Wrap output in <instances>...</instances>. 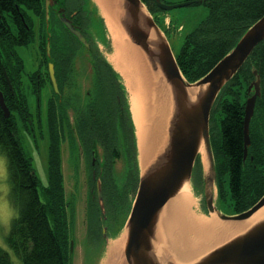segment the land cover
Here are the masks:
<instances>
[{
    "label": "trees",
    "instance_id": "16d2710c",
    "mask_svg": "<svg viewBox=\"0 0 264 264\" xmlns=\"http://www.w3.org/2000/svg\"><path fill=\"white\" fill-rule=\"evenodd\" d=\"M141 1L151 15L158 11L164 12L157 7L155 0ZM202 2L208 8L206 18L185 35L178 52L174 53L183 77L190 83L203 77L232 49L242 34L264 15V0H204ZM34 17H37L38 24L42 25L41 50L44 73L48 79L44 0H0V90L10 110V115L5 117L0 108V152L6 158L10 200L16 210L4 242L21 264H69L72 253L67 217L69 203L64 195L62 146H60L59 127L51 99L54 98L53 89H51V97H47L46 102V115L43 120L45 133L43 128L38 133L39 138H45L46 141L48 181L45 186L41 185L33 169L31 157L26 154L18 138V122L25 127L29 126V121L33 125L34 114L30 113L26 94L21 90L23 62L15 48L25 46L33 39ZM67 48L62 62V79L68 59L72 56V44L69 41ZM90 53L94 97L102 99L103 109L96 108L94 103L91 110L79 114L80 123L77 127L80 133L79 141L84 146V156L89 167H91L89 150L99 147L105 151L103 168L99 171L95 170L94 179L90 177L88 180L90 196L87 208L88 214L92 213L93 208L95 209L98 222L93 225L94 232L102 238L103 220L98 208L95 180L98 178L100 181L103 203L109 214L108 224H111L112 230L115 231L111 236H115L126 219V216L122 221L118 219L124 208L120 201L121 195L127 197L126 191L125 188L120 189L112 171L115 160L121 158L119 143L122 139L128 157L132 160L130 169L132 172L128 170L123 172L125 178L123 187H126L130 180L132 196L138 183V165L135 161L133 123L125 97L123 98L124 87L116 81V73L96 46L91 47ZM33 76H36V73ZM257 77L260 95L256 98L253 116L249 123L250 144L244 158L243 109L245 99L248 97V86ZM6 79L12 86L13 93ZM29 80L32 88V75ZM41 85L40 80L33 81L34 93L38 98ZM104 103L108 106L104 107ZM36 110L38 111L39 108L37 107ZM214 113L219 115L218 131L211 141L216 183H218L217 200L222 205L227 204L230 212L234 214L252 206L264 193V39L255 46L244 64L223 86L215 100L210 119ZM34 141L36 144V140ZM75 141L78 142L76 139ZM195 164L201 171L198 157ZM131 202L132 198L128 209ZM0 264H12L8 252L2 247H0Z\"/></svg>",
    "mask_w": 264,
    "mask_h": 264
},
{
    "label": "water",
    "instance_id": "95a60500",
    "mask_svg": "<svg viewBox=\"0 0 264 264\" xmlns=\"http://www.w3.org/2000/svg\"><path fill=\"white\" fill-rule=\"evenodd\" d=\"M202 1L190 0L168 5L155 0L157 7L163 11ZM53 3L54 0H44L46 20L48 8ZM114 4L119 9L117 20L128 40L138 46L149 61L151 69L159 73L160 79L167 87L171 104L166 141L144 168L140 167L135 197L123 227L125 244L122 262L177 264L168 250L158 223L169 199L173 198L184 184L190 185L192 169L200 154V147L208 165V169L203 171V191L209 213H214L221 220L239 221L251 217L264 205L263 194L250 208L235 215H225L216 209L212 192L216 174L209 135L210 112L218 93L244 64L255 46L264 39V15L242 34L229 53L218 60L206 75L196 82L189 83L176 63L168 40L141 0H114ZM60 20L81 44L85 47L88 45L79 29L64 15ZM46 54H49V42L46 43ZM48 73L52 86L57 91L51 63H48ZM252 87L254 92L246 99L244 107V158L249 145V121L255 99L260 94L258 77L251 82L248 90ZM9 88L13 92L10 83ZM0 108L5 117L10 115L1 90ZM96 194L101 201L98 181ZM104 222L106 225V219ZM187 264H264V217Z\"/></svg>",
    "mask_w": 264,
    "mask_h": 264
},
{
    "label": "rangeland",
    "instance_id": "374dc122",
    "mask_svg": "<svg viewBox=\"0 0 264 264\" xmlns=\"http://www.w3.org/2000/svg\"><path fill=\"white\" fill-rule=\"evenodd\" d=\"M168 5L178 4L185 1L190 0H162ZM72 3L76 2L75 0H71ZM92 0H80V10L82 11V15H84V28L85 33L88 37L94 41V46L99 48L101 54L107 58V54L112 51L111 41L109 37L106 36V29H105V22L100 19L97 13L96 6ZM147 9V8H146ZM99 10V9H98ZM148 10V9H147ZM208 8L203 2L192 3L189 5L174 7L172 9L166 10L164 12L158 11L156 14H152L153 19H156L158 26L164 32L169 44L170 48L174 53H177L179 50L180 45L183 42V39L186 34L191 32L195 29L207 16ZM101 15V14H100ZM32 20V15L30 16ZM35 23L33 26L34 37L33 39L25 46H16L17 54L20 56L23 62V71L21 74V90L25 92L27 95V103L30 113L32 114V109L35 111L36 106L38 105V112L40 115L41 127L44 129L45 133V124L43 123L44 117L46 115V98L51 97V86L52 83L49 84L48 82L44 84L42 88H39L40 95L37 98V95L33 91V83H32V90H31V81L29 77L32 75V81L37 82L41 81L40 77L46 79V75L44 73V59H43V52L41 50L42 41H43V31L42 25L38 24V18H34ZM155 21V22H156ZM104 22V23H103ZM105 25V26H104ZM54 30L58 35L62 34V29L59 25L54 26ZM51 31L52 27L49 26L46 28V43L51 42ZM57 42V40H56ZM81 51V50H79ZM84 53V52H83ZM77 51L73 54L71 51L70 58L67 62V67L65 69V73L60 83L61 89L60 92H54L52 99L56 123H58L59 127V138H60V146H62L61 152V162H62V174H63V184H64V195L67 203L69 206L67 209V217H68V225H69V234L72 239V253L70 257L69 264H101L105 258L106 253V245L110 238L105 237L101 238L95 234V228L93 227L94 224H97L98 215L96 214L95 209L93 208L92 213H87L88 208V201L90 196V186H89V178L94 174L96 175L95 171L91 170V167L87 166V162L85 160L83 150L80 149L78 144L75 141V137H70L67 135V130L65 129L63 123L61 122V117L65 113L68 116H73L72 111H75L77 116L79 114H83V112L88 111L89 105L93 106L94 104V89H93V68L91 64V60L83 61L84 54ZM83 55V56H82ZM47 56V55H46ZM38 74H37V73ZM36 73V76L33 74ZM121 79L120 76L118 78ZM116 78H114V80ZM122 80V79H121ZM42 82V81H41ZM123 85L122 82H119ZM53 87V86H52ZM125 97V102L127 105V109L130 112L129 106V95L128 91L123 92ZM61 94V99H68L72 101L70 107L63 105L64 100L61 102H57L59 99V95ZM98 94V93H97ZM55 99V102H54ZM48 101V99H47ZM59 103H62L59 104ZM103 101L102 99L96 98L95 100V107L103 108ZM106 103H104V107ZM108 106V105H107ZM106 106V107H107ZM102 113V112H101ZM131 117V112L129 114ZM115 117V115H114ZM33 119V118H32ZM34 120V127H35V134L31 135L26 132L22 125L18 122V138L22 143V146L26 152L31 157L33 169L40 180L42 186H45L48 181L47 176V152H46V141H42L37 133L38 122ZM69 120V119H68ZM132 120V117H131ZM36 121V122H35ZM36 123V124H35ZM115 123V122H114ZM219 125V115L214 113L210 119V141L215 137L217 134ZM133 126V134H134V146H135V161L137 165L139 164V157H138V144H137V137L135 134V127ZM47 129V128H46ZM120 137H123L122 134H119ZM35 137V138H34ZM122 139V138H121ZM36 140V144L35 141ZM120 152L121 158L115 160L113 164L112 171L115 176V181L118 185L122 188H125L126 196L124 197L121 195V205H124L123 211L120 214L118 219L121 221L127 216V211L129 212V203L131 198H134L135 192L133 196L130 193V183L128 181V185L123 187L125 182V178L123 172L128 170L132 172L131 165L132 160L128 157V153L126 152V147L124 141H120ZM96 152L98 154V158L102 163L105 161V151L102 148L97 147ZM203 171L205 172L208 169L207 161L205 158L199 154ZM99 161V160H98ZM86 162V164H85ZM140 167V166H139ZM140 169V168H139ZM99 179L96 178L95 180V188H96V181ZM191 180L194 185H199L201 183V173L197 169L196 164L193 166L192 169V177ZM118 186V189H119ZM190 191L194 198V205L192 206V211L194 214L201 216V217H209L212 213H207L206 211H202L201 208V199L200 194L196 192L193 193L191 189V185H189ZM200 188V186H197ZM118 190L119 192L121 190ZM10 188H9V181H8V174H7V166H6V158L0 152V247L5 249L11 259L12 264H21V261L15 256L13 251L5 244L4 238L9 230L11 219L15 216L16 210L11 203L10 200ZM210 192V191H209ZM213 200L215 203V189L213 188ZM220 208L222 209L223 213L231 214L227 204L222 205L219 204ZM98 208L100 213L104 214L105 217L108 218L109 214L105 209L103 201H100ZM107 212V215H106ZM214 214V213H213ZM216 216V215H215ZM217 217V216H216ZM102 218V216H101ZM103 220V218H102ZM92 224V226H91ZM107 230L105 228V233L111 235L115 231L112 230L111 224H107ZM104 226L102 227V229ZM122 229H120L121 231Z\"/></svg>",
    "mask_w": 264,
    "mask_h": 264
},
{
    "label": "bare ground",
    "instance_id": "6f19581e",
    "mask_svg": "<svg viewBox=\"0 0 264 264\" xmlns=\"http://www.w3.org/2000/svg\"><path fill=\"white\" fill-rule=\"evenodd\" d=\"M104 19L112 51L107 60L121 76L129 95V106L138 144L139 165L143 169L166 141L170 115L168 90L154 72L144 53L128 40L117 20L114 0H92ZM200 154L204 157L203 149ZM194 198L187 184L164 206L158 227L177 264H187L243 231L264 217V205L251 217L239 221L221 220L210 214L201 217L192 211ZM125 231L110 238L101 264H123Z\"/></svg>",
    "mask_w": 264,
    "mask_h": 264
},
{
    "label": "flooded vegetation",
    "instance_id": "af4514ba",
    "mask_svg": "<svg viewBox=\"0 0 264 264\" xmlns=\"http://www.w3.org/2000/svg\"><path fill=\"white\" fill-rule=\"evenodd\" d=\"M78 4H79V1H76V3L71 4V0H54L53 5H50L48 8V15L50 13V15L48 16V21H49L50 26L52 27L51 38H50L51 49H50L48 56H49L51 63L54 65V74H55L56 80L60 83L62 82V77H61L62 76V74H61L62 73L61 72L62 62H63V59H64L65 54L67 52L66 49H68L67 48L68 41L71 42V44H72L71 50H72L73 54L77 51L79 53L80 52L79 50L84 51L83 50L84 48L82 49V46L79 44L80 42L78 41V39L72 33L69 34L66 31L63 23L61 24L60 17L62 15H64V17H66L71 22V24L73 26H75L76 28L79 29L80 33L83 35L85 40L88 42V45L86 46L87 52L86 51H84V53L81 52L84 54V56L82 55L83 61H86V59H87V61L91 60L90 49H91L92 45L94 44V41H92L88 37V35L85 33L84 15H82V11L80 10V6H78ZM51 13H52V15H51ZM33 23H35V20H33ZM57 24L62 29L61 31H62L63 35H58L55 32L54 26ZM56 40H57V42H56ZM73 54H72V56H73ZM31 90H32V88H31ZM253 92H254V89L252 87L251 90L248 92V96H250ZM26 97H27V95H26ZM61 100H64L63 105H65L66 108L70 107L69 105H71L72 101H70L68 99L59 98V99H57V102H61ZM54 102H55V99H54ZM59 104L62 105V103H59ZM88 105H89L88 110H91L92 106L90 104H88ZM243 112H244V109H243ZM72 113H73V116H71V118H70V116H68L66 114V110H65V113L62 115V122H63L65 129L67 130V135L70 137L73 136L76 138V140L78 141L77 143H79L78 146L80 147L81 150H83L82 152L84 153L85 149H84V146H82V144H80L79 127H77V125L80 123V120H79L80 116H77L75 111H72ZM32 114H34L32 117L35 118V120H37V122H38L37 128H38V131L40 132V130H42V127H41V121L39 118V114H38V112H37V115H36V113H33V112H32ZM93 117H94V114H93ZM22 128H24L26 130V132L31 134V135L35 134V127H34V125H31L30 121H29L28 127H25L22 125ZM242 132H243V120H242ZM89 155L91 157V159L89 161L90 162L89 164L91 165V170L92 171H95V170L99 171L100 169H102L104 166V162H103V160H102V163L100 162V159L97 157L98 154H97L95 148H91L89 150ZM85 160H86V157H85ZM214 163H215V161H214ZM85 164H86V162H85ZM91 178L94 179V174H92ZM96 184H97V181H96ZM201 188H202L201 190L203 192V184H202ZM213 188L217 192L218 183H216V180L214 182ZM202 198H203V193H202L201 199ZM219 204H220L219 200H216L215 201L216 208L218 209V211L223 213ZM201 206H202L201 210L205 211V209L203 207L204 206L203 200H202ZM224 214H227V213H224ZM107 227H108V225H107Z\"/></svg>",
    "mask_w": 264,
    "mask_h": 264
},
{
    "label": "crops",
    "instance_id": "0c3cea01",
    "mask_svg": "<svg viewBox=\"0 0 264 264\" xmlns=\"http://www.w3.org/2000/svg\"><path fill=\"white\" fill-rule=\"evenodd\" d=\"M106 35H107V28H106ZM108 38V36H106Z\"/></svg>",
    "mask_w": 264,
    "mask_h": 264
}]
</instances>
